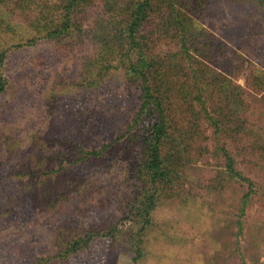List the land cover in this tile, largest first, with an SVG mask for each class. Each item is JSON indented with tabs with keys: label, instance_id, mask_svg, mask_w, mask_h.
Returning <instances> with one entry per match:
<instances>
[{
	"label": "rangeland",
	"instance_id": "rangeland-1",
	"mask_svg": "<svg viewBox=\"0 0 264 264\" xmlns=\"http://www.w3.org/2000/svg\"><path fill=\"white\" fill-rule=\"evenodd\" d=\"M182 1L178 11L193 21L191 53L210 37L224 44L225 67L218 71L198 55L192 63L181 60L187 72L191 65L199 70L197 84L222 130L216 134L204 115L195 121L197 136L187 140L190 157L179 176L158 183L161 197L138 264H264V0ZM60 4L0 0V53L6 51L0 79L7 81L0 94V264H135L131 246L139 244L141 226L131 207L147 185L131 178L123 153L106 149L101 159L84 160L82 151L125 148L142 105L140 82L118 55L107 62L98 57L91 31L106 25L114 34L102 0L81 15L84 42L59 47L41 39L29 46L46 30L44 13L56 18L53 25L59 19ZM158 49L177 52L179 42L163 37ZM227 81L241 88L237 117L225 113ZM219 104L226 118L214 112ZM187 117V129L179 131L184 138ZM219 144L255 191L227 181ZM112 228L116 238L97 236L63 258L73 241Z\"/></svg>",
	"mask_w": 264,
	"mask_h": 264
},
{
	"label": "trees",
	"instance_id": "trees-1",
	"mask_svg": "<svg viewBox=\"0 0 264 264\" xmlns=\"http://www.w3.org/2000/svg\"><path fill=\"white\" fill-rule=\"evenodd\" d=\"M93 1L60 0L59 19L53 25L56 18L52 16L55 20L53 18L50 20L44 13L41 25L46 30L40 34L37 28L41 37L31 39L28 45H35L41 39L53 41L59 47L76 46L79 42H84L87 33L81 15L85 12L86 6ZM102 3L107 10L105 14L110 15L114 34L110 35L109 28L102 25L91 31V40L97 45L98 57L102 62H107L118 55L119 64L127 74L140 82L142 105L134 119L133 132L126 137L123 150L119 151L114 146L107 145L99 151L83 150L82 154L84 160H98L108 149L114 152V155L123 153L131 178L147 185L144 195L136 199L131 207L132 218L141 226L140 231L136 233L139 244L131 246L137 253L134 262L138 264L143 256V238L153 226L152 213L161 197L158 183H173L179 176L178 171L185 164L187 155L190 157L187 140L197 136L198 124L195 121L198 122L204 115L215 128L216 134L222 130L221 117L212 116L203 89L197 84L199 70L193 69L191 65L187 72L181 60L185 59L192 63L194 57L198 55L209 63L207 66L210 71H218L219 68L225 67L221 61L225 56L224 44L209 36L211 39L193 45L195 54L191 53V39L187 35L193 33L191 25L193 21L186 19L178 11V5L183 3L182 0H102ZM196 29L203 34L201 37L209 34L204 28ZM163 37L178 40V51L167 53L160 51L158 43ZM193 38L195 39L193 43H196L197 37ZM5 58L6 51L1 52V61L3 62ZM111 67V63H107L104 69L109 71ZM6 82L5 79H0V94L4 91ZM222 87L227 88L226 98L221 97L225 103V113L227 117H237L238 106L242 103L241 88L235 86L232 81H227ZM220 104L212 105L217 116L218 111L222 116L224 113ZM186 115L191 129L186 131L188 137L184 134V138L179 131L187 129L186 125L184 128ZM223 117L226 118V115ZM136 151L133 158L132 154ZM217 151L225 159L223 174L227 181L247 186L251 192L255 191L254 181L237 169L235 158L226 148L219 144ZM196 159L195 156V161ZM248 203L249 197H243L242 215L245 214ZM239 230L240 234L243 230L242 225ZM118 234L116 228L107 233L99 231L90 234L70 243L62 256L66 258L88 248L97 236L116 238ZM49 263V260L41 259L38 264Z\"/></svg>",
	"mask_w": 264,
	"mask_h": 264
}]
</instances>
